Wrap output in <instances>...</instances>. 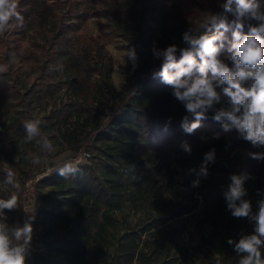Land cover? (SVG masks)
Masks as SVG:
<instances>
[{"label":"trees","instance_id":"obj_1","mask_svg":"<svg viewBox=\"0 0 264 264\" xmlns=\"http://www.w3.org/2000/svg\"><path fill=\"white\" fill-rule=\"evenodd\" d=\"M16 10L24 25L18 27L14 18L10 24L27 34L23 50L32 57L33 81L7 82L0 71V99L18 107L5 128L4 135L11 136L3 147L5 159L13 162L11 149L20 139L23 147L28 144L37 156H46L35 141L25 144L24 122L34 119L29 102L48 99L52 107L40 118L46 122L41 132L68 151L69 161L80 169L67 178L60 176L57 169L69 162L65 160L35 164L34 171L14 170L19 186L26 190L24 198L33 202L28 215L32 237L24 264H233L230 237L222 233L235 234L245 218L231 215L223 193L232 174L245 175L247 196L264 199V160L250 156L264 152V147H254L235 129L224 132L212 119V111L194 134L184 133L181 122L188 115L184 105L171 95L170 86L152 75L162 64L154 58L153 47L175 44L179 60V49L188 47L183 33L201 26L197 1L18 0ZM93 17L108 19L127 51L134 49L137 55L135 68L129 60L130 74L121 91L114 88L113 61L99 37L75 30L77 23ZM233 18L228 15L229 22ZM205 30L200 28L201 33ZM243 31L248 33L247 26ZM225 35L232 39L231 31ZM0 46L8 58L19 49L1 41ZM219 58L233 66L226 52ZM198 75L194 69L185 79ZM216 107H227L226 98ZM185 141L190 153L181 146ZM212 149L215 158L207 164V178L198 177L204 154ZM150 153L160 162L158 168L169 170L170 161L180 162L198 197L166 198L144 158ZM80 157L82 161L76 162ZM162 159L168 162L163 165ZM8 170L0 157V180L6 188ZM198 178L199 185L193 187ZM195 211H199L198 231L202 234L205 226L211 230L200 237L212 254L210 260L201 248L177 242ZM18 221L23 227L21 214ZM261 253L264 259V246Z\"/></svg>","mask_w":264,"mask_h":264},{"label":"clouds","instance_id":"obj_2","mask_svg":"<svg viewBox=\"0 0 264 264\" xmlns=\"http://www.w3.org/2000/svg\"><path fill=\"white\" fill-rule=\"evenodd\" d=\"M222 11L209 13L199 28L193 27L183 33L182 39L188 47L179 49L181 56L177 60L178 48L175 44L158 49L153 47V56L161 59L162 64L155 70L153 78L159 77L172 89L171 95L184 105L188 115L182 118L181 128L186 134H194L207 119V113L213 112L212 119L220 122L224 132L235 129L239 136L254 147H264V0H225L220 5ZM16 0H0V34L15 20L23 27L24 17L17 10ZM234 17L230 22L228 15ZM252 21L256 24L253 25ZM247 26L248 33L244 34ZM206 29L203 33L200 28ZM231 31L229 40L225 33ZM226 52L233 63L230 68L219 57ZM127 57L133 67L137 66L134 49L127 51ZM198 58V59H197ZM15 62V54L9 53L6 64L0 65V71L6 70ZM199 75L195 79H185L193 70ZM211 73V75H209ZM220 91H217V89ZM226 98L227 107L216 105ZM192 122H189V117ZM41 119L24 122V142L35 141L45 153L55 151L52 142L41 132ZM166 130V129H165ZM215 138H219L216 134ZM184 151L190 153V145L182 142ZM251 158L264 160V152L250 153ZM215 149L204 154L198 177L207 178L208 162L214 161ZM46 163L47 157L36 156L32 163ZM79 167L74 162H66L57 169L58 174L67 178L75 174ZM245 175L232 174L230 183L224 191L227 210L235 218H248L254 224L252 234H243L239 240L229 238L227 243L239 257L237 264H264L261 247L264 246V199L257 201L258 211L253 213L251 201L245 199ZM4 182L19 188L15 174L8 170ZM199 178L193 181V187L199 185ZM260 194V190H257ZM16 197L0 200V264H24L25 255L32 237L30 219L23 227L12 228L4 222V210L15 208Z\"/></svg>","mask_w":264,"mask_h":264},{"label":"rangeland","instance_id":"obj_3","mask_svg":"<svg viewBox=\"0 0 264 264\" xmlns=\"http://www.w3.org/2000/svg\"><path fill=\"white\" fill-rule=\"evenodd\" d=\"M17 1L18 0H16V2ZM196 1L203 15V19L206 14L221 12L222 9L220 5L225 2V0ZM75 30L80 33H88L99 37L100 42L105 46L106 51L110 54L113 61L111 79L114 88L117 91L123 90L130 74V62L127 57L126 43L117 35L110 21L104 18H89L84 22L77 23ZM0 41L3 42V45H8L11 49L19 47V49L12 50V53L15 54V62L6 70L1 71L4 73V79L7 82L23 80L21 83L23 85L26 83H32V57L30 53L24 52L23 50L27 45V34L15 28L13 24H10L8 30L0 34ZM8 60L9 58L5 56V48L0 46V65L6 64ZM18 86L21 87L20 84H18ZM63 92L64 89L61 91V98L64 97ZM29 99V97L26 98L27 101H30ZM51 107L52 101L46 99L41 100L40 103L29 102L27 109L30 111L34 119H40L48 113ZM13 109H18V107H9L5 100L0 99V157L3 160V166L4 168L10 169L12 172L16 170V167L28 168L34 171L33 165L35 164L32 163V160L37 156V153L30 151L27 143H25L27 145L23 147L21 139L16 140L17 142H15L13 148L11 149L13 162L10 163L5 159L3 147L11 136L8 134V136H5L4 134L5 128L11 121V116L14 115ZM49 140L52 142L55 151L46 154V164L49 165L50 163H58L65 160L69 161V152L66 150L63 151L62 147L53 139ZM144 158L146 159L147 165L152 169L166 198L174 201H183L188 199L191 194H193L194 197H198V192L191 191V188L188 185L187 171L184 167H182L180 162H176L174 160L170 161L168 163L170 165L169 170H167L166 168H158V164L160 162L154 158L153 154H144ZM81 161V158L76 160V162ZM167 162L168 161L165 159L161 160L163 165ZM25 193L26 190H23L20 186L18 189L11 185L9 188H6L3 181L0 180V200L7 201L13 196L16 197L17 206L11 210H4V222L12 228L19 227V214H21L22 220L25 223L28 220V215L31 213L33 202L32 200L24 198ZM247 199L251 201L253 213L258 211L257 201L260 200V198L250 194L247 196ZM198 214L199 211H195L194 215L188 218L185 226L178 234L177 242L179 245L188 248H201L205 251L207 258L210 260L212 259V254L207 250L208 247L204 244L200 237L202 234L208 236L211 230L205 226V230L202 234L198 231L195 224ZM253 230L254 224L245 217V220L239 226L238 231L235 234H222L225 235L226 239L227 237H230L233 240L238 241L241 235L252 234ZM229 256L232 259L233 264H237L239 257L231 245L229 246Z\"/></svg>","mask_w":264,"mask_h":264},{"label":"built area","instance_id":"obj_4","mask_svg":"<svg viewBox=\"0 0 264 264\" xmlns=\"http://www.w3.org/2000/svg\"><path fill=\"white\" fill-rule=\"evenodd\" d=\"M80 158L82 159V157H80ZM80 158H79V159H80Z\"/></svg>","mask_w":264,"mask_h":264}]
</instances>
